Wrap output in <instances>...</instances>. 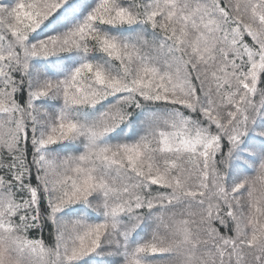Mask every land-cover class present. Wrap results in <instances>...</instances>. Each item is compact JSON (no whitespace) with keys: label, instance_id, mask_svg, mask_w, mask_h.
Instances as JSON below:
<instances>
[{"label":"snow or ice","instance_id":"6c2138e0","mask_svg":"<svg viewBox=\"0 0 264 264\" xmlns=\"http://www.w3.org/2000/svg\"><path fill=\"white\" fill-rule=\"evenodd\" d=\"M0 264H264V0H0Z\"/></svg>","mask_w":264,"mask_h":264}]
</instances>
